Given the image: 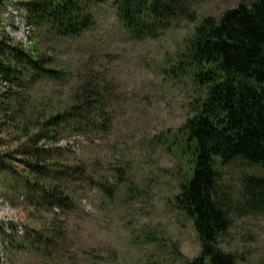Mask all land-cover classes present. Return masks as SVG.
<instances>
[{"label":"trees","instance_id":"16d2710c","mask_svg":"<svg viewBox=\"0 0 264 264\" xmlns=\"http://www.w3.org/2000/svg\"><path fill=\"white\" fill-rule=\"evenodd\" d=\"M10 0H0V8ZM108 5L122 26L138 38H157L183 23L197 21L186 0H28L23 3L32 34L29 42L0 34V177H22L31 204L50 205L70 216L81 193L97 192L114 204L116 184L92 161L60 146L83 138L95 151L115 125L105 76L86 64L76 73L56 68L52 51L59 41L81 40L96 28V11ZM171 58V57H170ZM164 73L194 90L192 115L175 130L153 138L177 161L175 209L189 218L201 241L199 255L184 264H236L222 249L232 216L264 214V176L245 175L237 189L224 183L222 168L236 160L264 168V0H248L219 18L207 16L166 60ZM51 82L63 96L43 98L38 88ZM5 134L7 137L1 136ZM46 141L48 146H42ZM1 151V150H0ZM21 156V165L14 162ZM122 173V171H121ZM131 189H134L131 187ZM58 220V219H55ZM53 221L15 247L38 253L46 264H65L64 225ZM68 228V226H67Z\"/></svg>","mask_w":264,"mask_h":264},{"label":"rangeland","instance_id":"374dc122","mask_svg":"<svg viewBox=\"0 0 264 264\" xmlns=\"http://www.w3.org/2000/svg\"><path fill=\"white\" fill-rule=\"evenodd\" d=\"M26 1L10 0L0 8V34L23 44L32 34L23 6ZM186 1L195 9L197 21L180 24L157 38L132 35L111 7L100 5L97 26L88 37L59 41L50 53L58 69L76 73L89 64L104 75L115 118L110 134L97 142L95 151L88 152L86 141L79 137L64 139L60 146L76 158L94 162L108 184H116L120 176L127 182L119 185L114 204L104 202L100 193H81L77 211L69 216L58 208L50 213V205L33 206L19 175L0 177V264H46L38 253L28 255L15 244L35 236L36 229L48 227L55 219L68 233L62 245L65 264H184V258L199 255L201 241L193 222L173 205L179 191L177 161L153 142L157 135L176 131L192 115L194 90L186 81L167 78L164 67L201 19L219 18L248 0ZM5 85L0 77V90ZM56 87L44 82L37 90L39 98H61L63 89L53 93ZM17 145H3L0 152ZM14 156L21 165V156ZM222 172L224 183L234 189L245 175L264 176V168L243 160L224 166ZM221 247L236 256V264H264V214L235 213Z\"/></svg>","mask_w":264,"mask_h":264}]
</instances>
